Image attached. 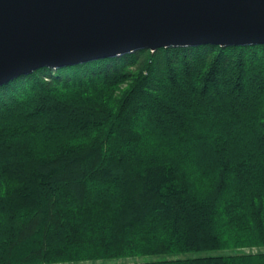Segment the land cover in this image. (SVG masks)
<instances>
[{
    "label": "trees",
    "instance_id": "1",
    "mask_svg": "<svg viewBox=\"0 0 264 264\" xmlns=\"http://www.w3.org/2000/svg\"><path fill=\"white\" fill-rule=\"evenodd\" d=\"M0 264H264V45L0 86Z\"/></svg>",
    "mask_w": 264,
    "mask_h": 264
},
{
    "label": "water",
    "instance_id": "2",
    "mask_svg": "<svg viewBox=\"0 0 264 264\" xmlns=\"http://www.w3.org/2000/svg\"><path fill=\"white\" fill-rule=\"evenodd\" d=\"M264 45V0H0V86L135 51Z\"/></svg>",
    "mask_w": 264,
    "mask_h": 264
}]
</instances>
